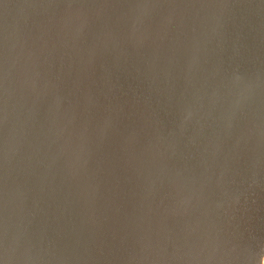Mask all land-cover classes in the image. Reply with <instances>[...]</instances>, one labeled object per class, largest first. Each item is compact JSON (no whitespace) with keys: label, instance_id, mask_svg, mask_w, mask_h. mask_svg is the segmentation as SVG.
<instances>
[{"label":"water","instance_id":"1","mask_svg":"<svg viewBox=\"0 0 264 264\" xmlns=\"http://www.w3.org/2000/svg\"><path fill=\"white\" fill-rule=\"evenodd\" d=\"M264 0H0V264H262Z\"/></svg>","mask_w":264,"mask_h":264},{"label":"rangeland","instance_id":"2","mask_svg":"<svg viewBox=\"0 0 264 264\" xmlns=\"http://www.w3.org/2000/svg\"><path fill=\"white\" fill-rule=\"evenodd\" d=\"M262 264H264V258H263V262H262Z\"/></svg>","mask_w":264,"mask_h":264}]
</instances>
